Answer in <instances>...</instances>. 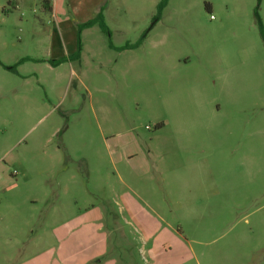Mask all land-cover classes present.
<instances>
[{"label":"rangeland","instance_id":"374dc122","mask_svg":"<svg viewBox=\"0 0 264 264\" xmlns=\"http://www.w3.org/2000/svg\"><path fill=\"white\" fill-rule=\"evenodd\" d=\"M0 264H264V0H0Z\"/></svg>","mask_w":264,"mask_h":264},{"label":"trees","instance_id":"16d2710c","mask_svg":"<svg viewBox=\"0 0 264 264\" xmlns=\"http://www.w3.org/2000/svg\"><path fill=\"white\" fill-rule=\"evenodd\" d=\"M161 7H162V5H161ZM161 9V8H160ZM97 19L98 20H101L102 19V17H101V14L99 13L98 14V17H97ZM100 25H101V28L103 29V30H106V28H105V26H104V24H103V22H98Z\"/></svg>","mask_w":264,"mask_h":264}]
</instances>
